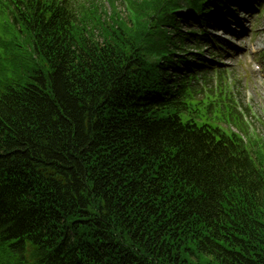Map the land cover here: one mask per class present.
Listing matches in <instances>:
<instances>
[{
    "label": "trees",
    "instance_id": "16d2710c",
    "mask_svg": "<svg viewBox=\"0 0 264 264\" xmlns=\"http://www.w3.org/2000/svg\"><path fill=\"white\" fill-rule=\"evenodd\" d=\"M106 1L0 0V264H264V131L178 0Z\"/></svg>",
    "mask_w": 264,
    "mask_h": 264
},
{
    "label": "rangeland",
    "instance_id": "374dc122",
    "mask_svg": "<svg viewBox=\"0 0 264 264\" xmlns=\"http://www.w3.org/2000/svg\"><path fill=\"white\" fill-rule=\"evenodd\" d=\"M244 4H246L245 1ZM106 6L110 10L109 4H106ZM118 6L121 9L126 8L123 1L122 3L119 2ZM249 7L253 8V13H248L251 10L250 8L247 10V8L238 6L236 10L234 9L235 17L231 16L228 20L221 21L222 25L231 31L229 32L230 34H226L220 28H209L208 33L210 36L226 39L229 44L224 45L223 49L220 50L222 57L219 63H217L216 58L212 57V53L209 50L205 51L204 57L208 60H213L212 62L219 66V68L216 66L218 69L226 70L229 78L238 83V88H234L235 96L252 108L253 115L248 117L252 126L251 130L261 135L264 131L262 127V123H264V73L261 75L253 74L248 60L251 52L256 53L264 49V33H259L264 30V9L257 10L254 6ZM121 13L123 16L126 15L123 9ZM183 28L188 29L189 27L184 24ZM247 31L257 34V38L254 41H250L251 37ZM28 48L21 50L24 59L29 56ZM245 50H249L248 55L243 54ZM252 59L264 64V56H256ZM22 61L23 67H26V61Z\"/></svg>",
    "mask_w": 264,
    "mask_h": 264
}]
</instances>
